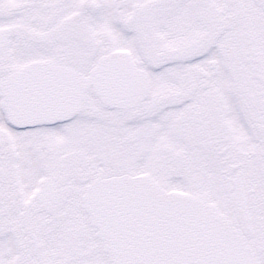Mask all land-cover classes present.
<instances>
[{"label":"snow or ice","instance_id":"snow-or-ice-1","mask_svg":"<svg viewBox=\"0 0 264 264\" xmlns=\"http://www.w3.org/2000/svg\"><path fill=\"white\" fill-rule=\"evenodd\" d=\"M0 264H264V0H0Z\"/></svg>","mask_w":264,"mask_h":264}]
</instances>
